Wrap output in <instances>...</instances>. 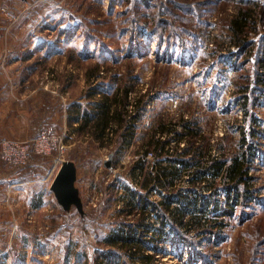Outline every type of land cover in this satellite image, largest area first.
Returning <instances> with one entry per match:
<instances>
[{"label": "rangeland", "instance_id": "obj_1", "mask_svg": "<svg viewBox=\"0 0 264 264\" xmlns=\"http://www.w3.org/2000/svg\"><path fill=\"white\" fill-rule=\"evenodd\" d=\"M249 7L255 14L242 44L231 23ZM0 29L2 69L19 71L23 86L37 87L39 131L63 135L67 146L60 157L33 159L24 184L12 186L13 203L0 204V264H264V0H0ZM126 91L128 114L114 122L112 139L96 140L85 115L97 117L96 104L105 96L122 101ZM244 106L249 114L241 120ZM189 120L201 129L203 137L192 142L208 148L206 159L238 154L239 127L260 129L251 192L239 204L233 194L229 207L223 189L219 212L212 205L200 216H182L178 194L213 191L211 177L190 181L193 168L172 186L146 190L147 173L168 165L159 163L162 155L147 159L159 147L152 144L146 155L151 140L161 126L184 132ZM123 135L129 143L121 151ZM174 135L162 138L167 150L184 152L190 136ZM64 161L77 165L84 214L75 206L64 210L51 190ZM129 189L157 211L143 214L130 204ZM174 196L168 211L166 198ZM157 212L168 215L164 226ZM121 230L143 241L133 260L130 251L105 243ZM145 255L153 258L144 262Z\"/></svg>", "mask_w": 264, "mask_h": 264}, {"label": "trees", "instance_id": "obj_2", "mask_svg": "<svg viewBox=\"0 0 264 264\" xmlns=\"http://www.w3.org/2000/svg\"><path fill=\"white\" fill-rule=\"evenodd\" d=\"M237 12V17H235L231 23V29L234 34L233 39H235L238 43L244 44L248 40V36L250 33L247 32L248 27L249 24H251V22L253 21L255 13L254 10L250 7L248 9L241 8ZM128 97V91L125 92V97L122 101L118 100V98L115 99L110 96H105V99L102 102L96 104V108L99 109L97 117H90L87 114L85 115V118H87L88 123H94L93 128L96 129L94 133L96 140L102 142L105 139H112V136H110L108 132L110 130H113L112 128L114 127V122L119 119L122 121V117H124L125 114H128V111L126 110V106L128 104ZM247 101L248 98L246 97L245 102L247 103ZM142 102V99H140L135 103L136 107H134V112H136V119H138L141 115L140 110ZM114 105H120L122 110L114 108ZM243 108L245 109V116H247L249 114V108L245 106ZM79 119L80 118H78L77 120ZM183 126L184 132H179L175 127L161 126V131L158 132V140L154 139L156 135L151 140L149 144V149H147L146 151V155H148L149 153H151V155L156 154V157L162 155L163 158L159 160V163L163 162L164 164L168 165L157 164L155 165L157 170L156 174L152 171L147 173L148 179L144 184L146 190L149 193L157 192V188L160 184L161 186H165L168 183L170 186H172L178 178H181L183 176L182 171H189L193 168L195 169V172H191V174L193 175L190 181H205L208 177H211L210 182L207 183H209L208 185L211 186V188L209 189L213 191L211 192L210 196H207L204 195L202 191H197L191 188L189 194H184V192L178 194V212L181 213L182 216H184L185 214H190L191 216L195 214L194 216H200L198 214L208 212V209L212 205L215 206L214 211L219 212L221 208V202L217 197L220 196L223 189H225V191L227 192L226 204L229 207L234 206L233 204H231L233 194H236L234 204H239L240 198L243 197V193L248 196L249 192H251L250 189L252 184V178L250 177L249 171L253 163L254 153L256 152L257 147L259 146V143L256 141V139L260 134V129H257L255 127H253V129H247V126L239 127L242 140V149L238 152V154L231 157H226L225 155H222L221 158L211 157V155H208L207 157L209 159H206L205 156L208 151V148L203 147V145L201 144L199 145V142L198 146L197 142H192L194 138L203 137L200 127L197 125V123L194 124L192 120H189V122L183 121ZM173 132H175L174 136H177L178 140H181L182 138L187 139L186 137L190 136V146L187 149H184V152L183 150H174V152H171V149L167 150L169 146V141L162 140V138H165L164 136H170V134ZM113 133H115V131H113ZM132 136L133 133H130V135L128 136L126 135L127 139ZM126 137L123 135V138L125 140L124 143L127 142ZM128 143L129 142H127L122 147L121 151L127 147ZM154 143H156V145L159 147L155 149V152H149L151 151L150 147ZM185 154H189V156L191 155L190 161H186L184 158H182L185 156ZM37 157L38 156L32 157L31 161ZM30 165H28L27 167H29ZM137 166L138 168L144 170V163H142L141 161ZM217 180H222L223 186L213 188ZM127 192H129V198H131L132 200L130 201V204H134V206L141 208L143 214L146 213L147 209L149 210L150 208L154 211H157L156 207L150 202H148V199L146 197L141 196V200L138 202V191L129 189ZM160 193H162L161 190ZM135 199L137 200L136 202ZM166 200L167 203L165 204V206L166 209L169 211L172 208L170 206L176 203V197H172V200L168 199L167 197ZM153 207H155V209ZM172 212L174 211H171V213ZM168 214H170V212ZM226 214H230V211H226ZM163 216L165 217L168 215L166 213L165 215H163L162 213L158 214V212L154 215L156 220L160 218L162 219V226L166 224V222L163 220ZM201 219L202 218L197 219L198 225H200L199 223H201ZM176 222L180 226H183V224H185V222H183L182 217L179 219V221ZM142 242V239H139L138 236L132 235V233L128 234V232L123 230L118 233H114L113 235L105 239V243L108 246L127 250L128 252L130 251L132 254V260L137 256L135 255V253H132V251H137V248H140L142 246ZM152 258V256H142L144 262H146V260H148L147 262H149Z\"/></svg>", "mask_w": 264, "mask_h": 264}, {"label": "crops", "instance_id": "obj_3", "mask_svg": "<svg viewBox=\"0 0 264 264\" xmlns=\"http://www.w3.org/2000/svg\"><path fill=\"white\" fill-rule=\"evenodd\" d=\"M1 35L0 29V47L3 45ZM2 65L0 56V141L4 138L27 140L36 137L41 124L37 87L32 88L30 83L28 87L27 83L23 86L21 73L10 69L4 71ZM33 165L31 161L29 167L13 169L0 158V204L13 203L12 186L17 182L24 184L25 179L21 178L31 172Z\"/></svg>", "mask_w": 264, "mask_h": 264}, {"label": "built area", "instance_id": "obj_4", "mask_svg": "<svg viewBox=\"0 0 264 264\" xmlns=\"http://www.w3.org/2000/svg\"><path fill=\"white\" fill-rule=\"evenodd\" d=\"M6 13V11L4 10ZM245 117L244 110H241V120ZM261 116H256L257 121L254 124H260ZM259 137V136H258ZM64 136H60L56 134L55 131L51 129H46L40 132L35 138L31 140H10V139H2L0 141V158L2 162L8 165L11 168H25L31 163V159L34 156L39 157H52L54 154H59L60 157L63 153L66 152L67 146L64 145ZM257 141V139H256ZM258 142V141H257ZM259 143V142H258ZM256 151L254 153V159L257 160L258 156H256ZM151 154L148 155L147 159ZM213 157L221 158V156L213 153ZM253 167V165H252ZM250 169V177L253 175V168ZM164 192V191H162ZM165 193V192H164Z\"/></svg>", "mask_w": 264, "mask_h": 264}, {"label": "water", "instance_id": "obj_5", "mask_svg": "<svg viewBox=\"0 0 264 264\" xmlns=\"http://www.w3.org/2000/svg\"><path fill=\"white\" fill-rule=\"evenodd\" d=\"M113 155L107 159L106 167L111 168L113 162ZM78 168L75 162L64 161L59 172L55 176V180L51 185V190L57 197L59 204L64 210H71L72 206H75L80 213L84 214L83 201L81 194L79 193L76 183Z\"/></svg>", "mask_w": 264, "mask_h": 264}]
</instances>
